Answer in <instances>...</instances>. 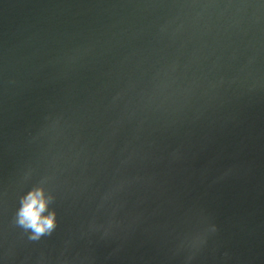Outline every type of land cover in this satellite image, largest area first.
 Listing matches in <instances>:
<instances>
[{
  "label": "water",
  "instance_id": "95a60500",
  "mask_svg": "<svg viewBox=\"0 0 264 264\" xmlns=\"http://www.w3.org/2000/svg\"><path fill=\"white\" fill-rule=\"evenodd\" d=\"M0 264H264V0H0Z\"/></svg>",
  "mask_w": 264,
  "mask_h": 264
},
{
  "label": "clouds",
  "instance_id": "9594fccd",
  "mask_svg": "<svg viewBox=\"0 0 264 264\" xmlns=\"http://www.w3.org/2000/svg\"><path fill=\"white\" fill-rule=\"evenodd\" d=\"M46 209V202L40 191L32 192L25 199L20 210V223L34 230L35 236L51 230L55 224L54 213L43 216Z\"/></svg>",
  "mask_w": 264,
  "mask_h": 264
}]
</instances>
